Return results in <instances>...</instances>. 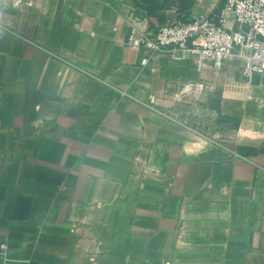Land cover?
<instances>
[{
	"label": "crops",
	"instance_id": "obj_1",
	"mask_svg": "<svg viewBox=\"0 0 264 264\" xmlns=\"http://www.w3.org/2000/svg\"><path fill=\"white\" fill-rule=\"evenodd\" d=\"M203 15L249 32L226 0H0V264H264V76L127 45Z\"/></svg>",
	"mask_w": 264,
	"mask_h": 264
},
{
	"label": "built area",
	"instance_id": "obj_2",
	"mask_svg": "<svg viewBox=\"0 0 264 264\" xmlns=\"http://www.w3.org/2000/svg\"><path fill=\"white\" fill-rule=\"evenodd\" d=\"M238 26L231 29L215 18L203 15L194 20L178 19L170 25L141 29L130 22L127 45L143 53L146 66L158 53L172 60H183L194 52L203 63L221 68L228 62H241L244 75L251 80L264 76V0H226Z\"/></svg>",
	"mask_w": 264,
	"mask_h": 264
},
{
	"label": "clouds",
	"instance_id": "obj_3",
	"mask_svg": "<svg viewBox=\"0 0 264 264\" xmlns=\"http://www.w3.org/2000/svg\"><path fill=\"white\" fill-rule=\"evenodd\" d=\"M250 135H255V133H249Z\"/></svg>",
	"mask_w": 264,
	"mask_h": 264
},
{
	"label": "rangeland",
	"instance_id": "obj_4",
	"mask_svg": "<svg viewBox=\"0 0 264 264\" xmlns=\"http://www.w3.org/2000/svg\"><path fill=\"white\" fill-rule=\"evenodd\" d=\"M137 1H141V0H137ZM142 1H146V0H142Z\"/></svg>",
	"mask_w": 264,
	"mask_h": 264
}]
</instances>
